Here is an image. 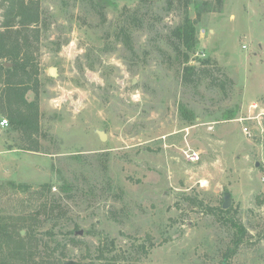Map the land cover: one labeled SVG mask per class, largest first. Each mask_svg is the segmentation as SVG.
Listing matches in <instances>:
<instances>
[{
	"label": "rangeland",
	"instance_id": "obj_1",
	"mask_svg": "<svg viewBox=\"0 0 264 264\" xmlns=\"http://www.w3.org/2000/svg\"><path fill=\"white\" fill-rule=\"evenodd\" d=\"M194 2L184 75L180 0H39L38 127L0 125V183L30 185L0 215L29 264H264V120L235 121L264 107V0Z\"/></svg>",
	"mask_w": 264,
	"mask_h": 264
},
{
	"label": "trees",
	"instance_id": "obj_2",
	"mask_svg": "<svg viewBox=\"0 0 264 264\" xmlns=\"http://www.w3.org/2000/svg\"><path fill=\"white\" fill-rule=\"evenodd\" d=\"M2 30H0V83L1 93L5 96L8 110L6 115L12 125H23L26 128L38 127V87L39 72L30 49L32 40L30 33H35L38 39V24L40 18L39 0H4ZM185 6V15L180 24L172 30V36L177 40L175 49L180 53L184 63V75L194 73L195 66L188 64L190 53L197 44L196 26L188 15V6L194 0H180ZM198 16L200 11H197ZM33 25V26H31ZM183 47V48H182ZM11 62L12 67H5L4 62ZM200 64L202 62L200 61ZM31 90L34 99L28 100L26 94ZM5 186L12 189L27 191L30 185L8 181L0 183V193ZM44 191L51 189L50 184H43ZM23 224L21 218L0 215V264H29L34 253L28 247L29 240L22 236L18 228ZM144 251H146L144 249ZM63 264H76L72 261Z\"/></svg>",
	"mask_w": 264,
	"mask_h": 264
},
{
	"label": "built area",
	"instance_id": "obj_3",
	"mask_svg": "<svg viewBox=\"0 0 264 264\" xmlns=\"http://www.w3.org/2000/svg\"><path fill=\"white\" fill-rule=\"evenodd\" d=\"M249 112L245 115H240L237 118H235V121L240 122L243 124L242 127V131L244 132V134L249 135V130L248 127L244 125V123L246 121H252V120H264V107H259V105H257V103H251L249 105ZM0 125L1 126H7L8 125V120L7 118H2L0 120ZM185 157L189 160V161H196L199 159V152L196 150H191L189 149L188 151L185 152Z\"/></svg>",
	"mask_w": 264,
	"mask_h": 264
},
{
	"label": "water",
	"instance_id": "obj_4",
	"mask_svg": "<svg viewBox=\"0 0 264 264\" xmlns=\"http://www.w3.org/2000/svg\"><path fill=\"white\" fill-rule=\"evenodd\" d=\"M3 64H4L6 67H9V66L12 65L11 62H4ZM48 73H49L50 76H56V75H57V73H56V68H54V67H50V68L48 69ZM97 134H98V137L100 138V140H105V138H106V133H105L104 131H102V130H97ZM255 165L258 166V165H259V162L256 161V162H255ZM222 197H223V200H222L221 207H222L223 209L228 208V207L231 205V203H232V199H231L230 191H228V190H224V191H223V194H222ZM80 233H81V232H80Z\"/></svg>",
	"mask_w": 264,
	"mask_h": 264
}]
</instances>
